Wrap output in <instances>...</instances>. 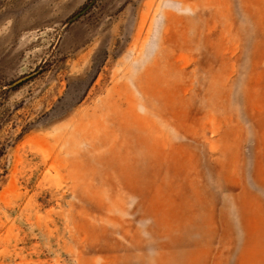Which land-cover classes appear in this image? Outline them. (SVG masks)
I'll list each match as a JSON object with an SVG mask.
<instances>
[{"label": "rangeland", "instance_id": "1", "mask_svg": "<svg viewBox=\"0 0 264 264\" xmlns=\"http://www.w3.org/2000/svg\"><path fill=\"white\" fill-rule=\"evenodd\" d=\"M0 264H264V0H0Z\"/></svg>", "mask_w": 264, "mask_h": 264}, {"label": "water", "instance_id": "2", "mask_svg": "<svg viewBox=\"0 0 264 264\" xmlns=\"http://www.w3.org/2000/svg\"><path fill=\"white\" fill-rule=\"evenodd\" d=\"M91 4H92V1H91V2H90L85 8H83L80 12H78L77 14H75L74 16H72L71 18H69V19L67 20L66 24L71 23L72 21L76 20L80 15L84 14L85 11L91 6ZM34 74H35V73L30 74V75H27V76H24V77H22V78H19V79L15 80L14 82H12V83L9 85V87H14V86H16L17 84H19V83L25 81L26 79H28L29 77H31V76L34 75Z\"/></svg>", "mask_w": 264, "mask_h": 264}]
</instances>
